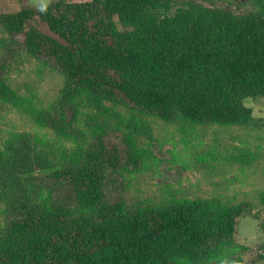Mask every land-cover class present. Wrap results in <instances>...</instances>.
I'll return each instance as SVG.
<instances>
[{"label": "trees", "instance_id": "obj_1", "mask_svg": "<svg viewBox=\"0 0 264 264\" xmlns=\"http://www.w3.org/2000/svg\"><path fill=\"white\" fill-rule=\"evenodd\" d=\"M18 3L0 14V109L23 100L5 77L19 51L64 84L34 118L52 130V145L11 138L0 149V264H244L234 237L255 206L220 197L127 203L108 188L124 162L97 112L103 99L163 119L248 123L244 101L264 97V2L240 15L169 13L170 0Z\"/></svg>", "mask_w": 264, "mask_h": 264}, {"label": "rangeland", "instance_id": "obj_2", "mask_svg": "<svg viewBox=\"0 0 264 264\" xmlns=\"http://www.w3.org/2000/svg\"><path fill=\"white\" fill-rule=\"evenodd\" d=\"M29 1L35 6L51 3ZM259 2L264 0H170L169 13L201 6L240 15L256 9ZM19 9L18 0H0V14ZM5 36L0 31V39ZM18 54L10 59L5 77L23 100L0 109L2 151L11 138L15 142L30 138L39 145H52L55 140L52 130L36 124L34 118L57 101L64 78L22 51ZM244 105L251 108L252 119L241 126L163 119L103 99L97 113L100 123L103 120L104 136L118 145L124 162L108 186L111 192L115 190L116 196L129 204L159 205L174 199L215 197L251 202L255 217H244L238 223L234 237L239 250L236 257L244 264H264V97L246 99ZM55 169L31 174L44 176ZM28 176L21 174L22 179Z\"/></svg>", "mask_w": 264, "mask_h": 264}]
</instances>
